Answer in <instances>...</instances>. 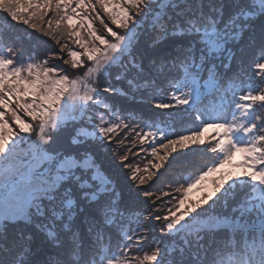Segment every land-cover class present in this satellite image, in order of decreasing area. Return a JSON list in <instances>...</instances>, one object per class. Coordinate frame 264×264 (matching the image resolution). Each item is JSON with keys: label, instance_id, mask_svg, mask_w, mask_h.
Listing matches in <instances>:
<instances>
[{"label": "snow or ice", "instance_id": "6c2138e0", "mask_svg": "<svg viewBox=\"0 0 264 264\" xmlns=\"http://www.w3.org/2000/svg\"><path fill=\"white\" fill-rule=\"evenodd\" d=\"M0 10L56 45L24 53L0 32V264H225L226 251L236 264H264V0H0ZM114 82L197 126L177 132L121 114L105 102L128 96ZM65 100V119L80 103L79 123L51 153ZM192 146L213 160L181 195L152 188L170 156ZM137 192L151 210L137 208ZM149 217L162 234L184 231L140 258Z\"/></svg>", "mask_w": 264, "mask_h": 264}, {"label": "trees", "instance_id": "16d2710c", "mask_svg": "<svg viewBox=\"0 0 264 264\" xmlns=\"http://www.w3.org/2000/svg\"><path fill=\"white\" fill-rule=\"evenodd\" d=\"M0 32H8L9 39H15L16 41L13 40V43L21 44L24 49V53H28L35 50L40 52L41 54H44L47 52L54 51L55 50L54 48L56 47L55 42L48 37H43L39 33H32L31 36L29 37L28 34L24 31V27L22 25L17 24L13 26L9 24L6 21L5 14L3 13L2 10H0ZM7 39L8 37L6 36L5 40ZM162 43H164L166 47L168 46V42H162ZM0 46H2V43H0ZM250 55L251 53H249V56ZM20 59L21 60L23 59V54L20 56ZM56 63L59 66V62ZM79 74L81 73L72 72V71L70 72V76H75ZM129 75H131V73H129ZM118 84L121 85L123 89H127L126 84H121V83ZM126 91H128V89ZM128 93L129 94L127 97L117 96L114 100L107 99L108 103L114 105V107L117 110H120L121 114L134 113L138 116H142L145 120H149V121L159 122L161 120L165 122L167 121L171 122L177 132L197 126L190 116L184 115L179 110H177L176 112H172V110L161 111L155 109L154 107H152V105L148 104L139 93H133L131 91H128ZM208 103L211 104L210 101ZM66 125H74V124L73 123L64 124L63 129ZM63 129L58 131L55 137H57L58 134L66 135L63 132ZM169 130L171 131L172 129L170 128ZM58 140L60 139H56V140L54 139L51 145L59 147V151L63 149H67L68 140L63 139L60 141V142L64 141L65 144L57 142ZM100 142L101 140L95 141L94 139V143L97 145L96 150L99 151L104 156L105 160H108L109 154L103 151L104 145L101 144ZM212 160H213V154L208 153L206 147L204 148L200 146H192L191 148L177 151L176 153H173L170 156L164 169H162L161 172L158 174L156 181H154L151 187L163 188L165 186L167 189L173 192V195H179L180 193H177L175 189L179 188L180 184L183 183L189 177H191L194 173L200 172V170H202L203 167L206 164L210 163V161ZM111 167L114 173L119 175L121 181L124 182V176L119 166L112 165ZM133 198L136 201L137 208L141 212L150 209V205L148 201L145 200L143 197H140L138 192L134 193ZM225 210L228 211L229 209L225 208ZM151 220L153 219L149 217V219L145 221V226L149 229V231L147 233V240L145 241V244L142 246L147 251L150 248L149 245L150 242L152 241L160 242L162 241V239H164L165 236H167L161 233L159 222L154 220L155 223L157 224L155 226L154 223L153 224L149 223ZM228 235L230 238L240 239L238 240L239 244L243 246L244 243H242L241 241V239H245L243 235H238L233 237V234L231 232H229ZM251 239H253V237L251 235H248L247 240L251 241ZM13 254H14V250L10 251L8 256L11 257ZM232 258H234V260H237L238 256L233 255L231 252H227V251L223 254V259L225 260V264H236L231 261Z\"/></svg>", "mask_w": 264, "mask_h": 264}, {"label": "rangeland", "instance_id": "374dc122", "mask_svg": "<svg viewBox=\"0 0 264 264\" xmlns=\"http://www.w3.org/2000/svg\"><path fill=\"white\" fill-rule=\"evenodd\" d=\"M97 27H99V22H97ZM113 27H115V26H113ZM70 72H71V70H70ZM70 79H81V74H79V75H75V76H70ZM85 83H87L86 81H84ZM115 83V82H114ZM121 91H126L127 89H123V87L121 86V85H119L118 83H117V85H116ZM90 87V86H89ZM84 91H85V89L83 88V87H81V95H83V93H84ZM129 94V93H128ZM105 102H107L108 103V100L106 99V101ZM63 103H67V101L65 100L64 102H62V106H61V109H60V121H59V124H58V129H59V131L60 130H62L63 129V125L64 124H67V123H73V124H78L79 123V114H80V112H81V105H80V103L79 102H76L75 104H73V106H72V108H71V111L68 113V118L67 119H65V110H64V108H63ZM70 103H72L71 101H70ZM207 137H211V135H213V133H212V130H209V132L208 133H206L205 134ZM65 136H67V135H64V134H58V136L57 137H55L54 139L56 140V139H60V140H58L57 142H59V143H62V144H65L64 143V141L63 142H60L61 140H63V139H67V137H65ZM27 139H30V141H31V143L35 146L36 145V143H37V141H36V139L35 138H27ZM91 139H95V141H103V137H101V136H98V134H96V133H93V136H92V138ZM18 142H20V138H18ZM96 143V142H95ZM206 147V146H205ZM204 147V148H205ZM138 149H133V151H137ZM47 151L48 152H51V153H54V152H56V151H59V147H56V146H54V145H48V148H47ZM141 155V157H143L144 156V153H142V154H140ZM240 160V156H239V154L236 156V157H234L233 158V163H236V162H238ZM137 162H139V161H137ZM142 166V165H141ZM116 169H119V168H116ZM224 170H226V171H235L234 169H232L231 168V166H226V168L224 169ZM116 172H117V170H116ZM197 175H199V172H196V173H194L191 177H189L188 179H186L184 182H183V184L186 186L187 185V183L188 182H191L192 180H194L195 179V177L197 176ZM247 181L245 180V181H240V183H246ZM205 191V189H202V188H194L193 189V191L192 192H190V193H188V198L190 199V200H192V201H196V200H198L199 199V197L203 194V192ZM179 195H181V193L179 194ZM179 195H173L174 197L175 196H179ZM175 202V201H174ZM171 206V205H170ZM149 207V206H148ZM220 208V209H219ZM226 209H229L228 211H226L225 210V208L224 207H220L219 205H217L216 206V210H217V212H220V213H224V214H230L231 213V206H230V208H226ZM149 210H151V206H150V209ZM155 215H157V213H154L153 212V216H155ZM193 216H195L196 215V213H193L192 214ZM151 219H153V220H151L149 223L150 224H155V226L157 225L156 223H155V219L153 218V217H150ZM201 217H197V219H200ZM189 219H191V218H189ZM187 222H189V221H186V223ZM159 227V226H158ZM184 230L181 228L180 229V231H173L172 233H170V234H168L167 236H165L164 237V239H162V241H160L159 242V246L161 247V249H162V251H163V249L168 245V244H170V243H172L174 240H175V242L176 243H181L180 241H179V239H178V237H179V235L181 234V232H183ZM237 240H240V239H238L237 238ZM241 241H242V243H244L245 242V239H241ZM247 242L248 243H252L253 242V239H251V241H248L247 240ZM257 242H258V237H257ZM240 246H241V248H243L244 247V244H243V246L240 244ZM148 254V251L147 250H144V251H142V252H140L139 254H138V256L140 257V258H142L144 255H147ZM231 261L232 262H234V263H236V260H234V258H232L231 259ZM231 262V263H232Z\"/></svg>", "mask_w": 264, "mask_h": 264}]
</instances>
